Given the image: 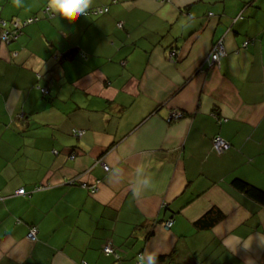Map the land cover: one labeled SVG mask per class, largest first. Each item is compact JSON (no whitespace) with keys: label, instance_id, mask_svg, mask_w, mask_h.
Masks as SVG:
<instances>
[{"label":"crops","instance_id":"1","mask_svg":"<svg viewBox=\"0 0 264 264\" xmlns=\"http://www.w3.org/2000/svg\"><path fill=\"white\" fill-rule=\"evenodd\" d=\"M48 2L0 0V264H264V0Z\"/></svg>","mask_w":264,"mask_h":264},{"label":"clouds","instance_id":"2","mask_svg":"<svg viewBox=\"0 0 264 264\" xmlns=\"http://www.w3.org/2000/svg\"><path fill=\"white\" fill-rule=\"evenodd\" d=\"M19 3V0H17ZM90 6V0H49V11L59 17L65 18L72 14H85ZM153 181L143 165H138L135 169V179L131 185L133 197L140 198L145 190L153 189ZM136 264H157V253L153 249L146 250L136 257Z\"/></svg>","mask_w":264,"mask_h":264},{"label":"built area","instance_id":"3","mask_svg":"<svg viewBox=\"0 0 264 264\" xmlns=\"http://www.w3.org/2000/svg\"><path fill=\"white\" fill-rule=\"evenodd\" d=\"M107 9H101L98 10L96 12H94V14H101V13H106ZM16 29L12 30L11 32H8L6 29H4V24H2V27H0V43H6L8 41H10L11 39H15L19 33V28H18V24H15ZM247 42H245L244 44L246 45ZM223 55V49L221 47L220 44H217L216 46H214L209 54L208 57V62L212 65L214 64L216 61H218L219 57ZM41 91H43V89H41ZM179 114H172V116L169 117L168 120L170 119H178L179 118ZM212 146L215 152L217 153H222L226 150H228L229 148V144L224 141L223 139H221L218 136H215L212 138ZM73 158V156L71 157ZM104 170H107L108 167L103 165ZM17 195H25L24 190L20 189L17 191ZM171 223H167L166 226L168 227ZM36 236H37V227L36 226H30L28 229V232L26 233V239L28 241L34 242L36 241ZM104 253L105 254H112L113 250L111 249V247H105L104 248Z\"/></svg>","mask_w":264,"mask_h":264},{"label":"trees","instance_id":"4","mask_svg":"<svg viewBox=\"0 0 264 264\" xmlns=\"http://www.w3.org/2000/svg\"><path fill=\"white\" fill-rule=\"evenodd\" d=\"M32 19L33 18H36V17H31ZM28 20V19H26ZM25 20V21H26ZM11 28H5L8 32H11L12 30H15L16 27H15V23H11ZM20 24V23H18ZM2 27V26H1ZM233 186H235V188L237 190H240L241 192H243L244 194H246L248 197L258 201L259 203L263 204L264 203V192L250 184H247L245 183L244 181L242 180H239V179H235L233 182H232ZM23 196H27V193ZM161 259L157 258V264H161Z\"/></svg>","mask_w":264,"mask_h":264},{"label":"rangeland","instance_id":"5","mask_svg":"<svg viewBox=\"0 0 264 264\" xmlns=\"http://www.w3.org/2000/svg\"><path fill=\"white\" fill-rule=\"evenodd\" d=\"M7 43V42H6ZM2 44H5V43H2Z\"/></svg>","mask_w":264,"mask_h":264}]
</instances>
